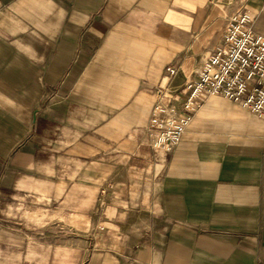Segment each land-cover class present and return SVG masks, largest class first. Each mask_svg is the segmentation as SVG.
<instances>
[{"label": "crops", "instance_id": "crops-1", "mask_svg": "<svg viewBox=\"0 0 264 264\" xmlns=\"http://www.w3.org/2000/svg\"><path fill=\"white\" fill-rule=\"evenodd\" d=\"M245 10L264 35V0H0V264H264V119L209 94L149 143Z\"/></svg>", "mask_w": 264, "mask_h": 264}, {"label": "built area", "instance_id": "built-area-1", "mask_svg": "<svg viewBox=\"0 0 264 264\" xmlns=\"http://www.w3.org/2000/svg\"><path fill=\"white\" fill-rule=\"evenodd\" d=\"M254 22L248 10L230 18L222 44L187 84L190 93L182 104L183 115L166 118L175 108L156 106L149 123L153 148L173 150L209 94L222 95L264 119V35L254 30Z\"/></svg>", "mask_w": 264, "mask_h": 264}]
</instances>
